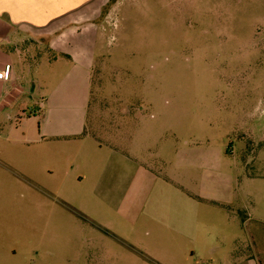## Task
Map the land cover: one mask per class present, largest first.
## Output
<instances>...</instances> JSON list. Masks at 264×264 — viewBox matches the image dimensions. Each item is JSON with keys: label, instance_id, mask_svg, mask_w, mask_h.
Returning a JSON list of instances; mask_svg holds the SVG:
<instances>
[{"label": "rangeland", "instance_id": "374dc122", "mask_svg": "<svg viewBox=\"0 0 264 264\" xmlns=\"http://www.w3.org/2000/svg\"><path fill=\"white\" fill-rule=\"evenodd\" d=\"M100 27L89 90L24 46L26 92L0 108V264H264V0H110ZM86 90L87 118L61 120L88 135L38 150L41 102ZM140 169L200 204L137 251L117 206Z\"/></svg>", "mask_w": 264, "mask_h": 264}, {"label": "crops", "instance_id": "0c3cea01", "mask_svg": "<svg viewBox=\"0 0 264 264\" xmlns=\"http://www.w3.org/2000/svg\"><path fill=\"white\" fill-rule=\"evenodd\" d=\"M109 2L110 0H0V74H3V78H0V108L11 106L16 97L26 92L20 85L21 79L16 72L17 66L25 61L24 46L27 51L41 46L45 49L46 56H50L51 60H48L51 63L65 61L60 64L62 68L72 69L75 81L84 84L89 90L93 50L101 32L100 19ZM38 63L39 60H35L34 66ZM88 90L83 98L76 100V108L67 105L65 96L53 93H49L48 98L41 102L42 141L36 142L38 150L53 145L47 144V139L83 138L88 135L85 133L86 127L83 133L80 128L70 130V124L61 120L66 112L73 109H77L79 117H83L80 120L87 118L90 101ZM126 114L125 112L123 115ZM121 120L124 119L121 117ZM102 179L100 177L99 182L102 181L103 184ZM125 198L117 206V212L127 219L131 227L133 235L128 239V244L134 250L137 249L131 243L133 238L150 239L153 234H159V225L174 231L189 230L186 226L190 221L194 222L189 211L193 212L195 209V213L200 204L179 185L148 169H140L133 176ZM215 202L218 205L225 204L220 199ZM187 210L188 219L185 218ZM186 221L187 225L184 224ZM117 239L125 241L119 235ZM161 253L162 250L142 253L139 254L140 260L143 264H179L174 257Z\"/></svg>", "mask_w": 264, "mask_h": 264}, {"label": "built area", "instance_id": "2783aa9c", "mask_svg": "<svg viewBox=\"0 0 264 264\" xmlns=\"http://www.w3.org/2000/svg\"><path fill=\"white\" fill-rule=\"evenodd\" d=\"M0 78H3V74H0Z\"/></svg>", "mask_w": 264, "mask_h": 264}]
</instances>
